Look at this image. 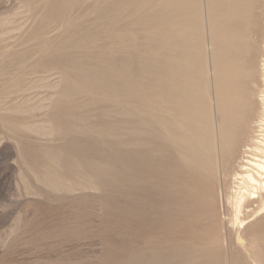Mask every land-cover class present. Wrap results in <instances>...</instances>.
<instances>
[{
    "label": "rangeland",
    "instance_id": "1",
    "mask_svg": "<svg viewBox=\"0 0 264 264\" xmlns=\"http://www.w3.org/2000/svg\"><path fill=\"white\" fill-rule=\"evenodd\" d=\"M263 96L264 0H0V264H264Z\"/></svg>",
    "mask_w": 264,
    "mask_h": 264
},
{
    "label": "bare ground",
    "instance_id": "2",
    "mask_svg": "<svg viewBox=\"0 0 264 264\" xmlns=\"http://www.w3.org/2000/svg\"><path fill=\"white\" fill-rule=\"evenodd\" d=\"M226 101L227 108H229L231 103L228 100ZM249 140L252 144L243 148L244 154L237 163V171L234 174V189L232 191L235 210V216L232 218L231 224V229L235 233V238L232 239L233 246L242 250H248L250 246V243L244 237L248 222L254 221L255 217L260 216L255 225L264 224V108L261 118L257 121L256 136Z\"/></svg>",
    "mask_w": 264,
    "mask_h": 264
}]
</instances>
